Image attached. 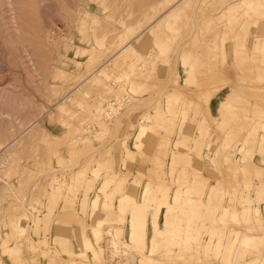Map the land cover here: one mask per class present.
Here are the masks:
<instances>
[{
    "label": "rangeland",
    "instance_id": "374dc122",
    "mask_svg": "<svg viewBox=\"0 0 264 264\" xmlns=\"http://www.w3.org/2000/svg\"><path fill=\"white\" fill-rule=\"evenodd\" d=\"M0 264H264V0H0Z\"/></svg>",
    "mask_w": 264,
    "mask_h": 264
},
{
    "label": "bare ground",
    "instance_id": "6f19581e",
    "mask_svg": "<svg viewBox=\"0 0 264 264\" xmlns=\"http://www.w3.org/2000/svg\"><path fill=\"white\" fill-rule=\"evenodd\" d=\"M223 8H224V7H223ZM223 8H222V9H223ZM170 9H172V8H170ZM224 9H225V8H224ZM226 10H227V7H226ZM174 11L176 12V9H175ZM195 11H196V10H195ZM166 12H167V11H166ZM169 12H170V11H169ZM169 12H168V13H169ZM174 14H175V13H173V11H172L171 13H169V14H167V15L165 16V18H164V25H165V26H167V27H170V26H171L170 20L174 17ZM184 44H185V43H184ZM131 46H132V45H131ZM124 55H126V54H124ZM124 55H123V56H124ZM122 58H123V57H122ZM112 62H113V61H112ZM110 63H111V62H110ZM108 65H109V63H108ZM108 65H107L106 67H108ZM110 65H111V64H110ZM97 75H98V74H97ZM93 77L95 78L96 75L93 76ZM94 78H92V79H94ZM92 79H90V80H92ZM96 79H97V78H95V80H96ZM100 79H101V78H100ZM95 80H94V81H95ZM98 80H99V78H98ZM88 82H89V81H88ZM82 87H83V86H82ZM79 90H80V89H79ZM81 91H82V90H81ZM77 98H78V97H77ZM66 101H67V102H70L71 100H70V101L66 100ZM67 102H66V103H67ZM77 102H78V101H77ZM113 104H114V103H113ZM62 105H63V104H62ZM107 105H108V104H107ZM107 105H106V106H107ZM99 106H100V105H99ZM106 106H105V108H106ZM96 107H97V106H96ZM111 110H112V109H111ZM104 111H105V110H104ZM114 111H115V110H114ZM105 112H106V111H105ZM109 112H110V111H109ZM117 112H118V111H117ZM102 114H103V113H102ZM107 114H109V113H107ZM109 115H110V114H109ZM109 115H108V116H109ZM105 116H106V115H105ZM112 118H113V117H112ZM194 206H195V205H194ZM95 233H96V232H95ZM113 244H114V243H113ZM114 247H116V246L114 245ZM115 250H117V249H115Z\"/></svg>",
    "mask_w": 264,
    "mask_h": 264
},
{
    "label": "crops",
    "instance_id": "0c3cea01",
    "mask_svg": "<svg viewBox=\"0 0 264 264\" xmlns=\"http://www.w3.org/2000/svg\"><path fill=\"white\" fill-rule=\"evenodd\" d=\"M51 181H52V179H47L46 181H43V182L41 181L40 184L42 183V184L47 186ZM48 192H50V189L48 190ZM54 192H55V195H57V196H64L65 195L64 193H60L58 191H54Z\"/></svg>",
    "mask_w": 264,
    "mask_h": 264
}]
</instances>
